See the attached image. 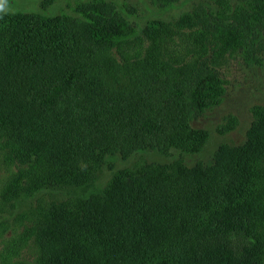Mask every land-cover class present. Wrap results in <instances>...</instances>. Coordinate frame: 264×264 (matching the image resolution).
Segmentation results:
<instances>
[{"label": "trees", "instance_id": "1", "mask_svg": "<svg viewBox=\"0 0 264 264\" xmlns=\"http://www.w3.org/2000/svg\"><path fill=\"white\" fill-rule=\"evenodd\" d=\"M73 10L81 23L0 14V154L17 167L2 201L20 203L44 179L73 187L6 242L4 264L33 237L40 264H263L264 119L245 146H219L207 163L142 165L104 185L101 168L132 152L201 151L209 133L192 120L221 104L226 86L147 58L146 36L121 16L82 1ZM217 16L251 32L264 2H227ZM202 29L218 53L247 47L238 25Z\"/></svg>", "mask_w": 264, "mask_h": 264}, {"label": "rangeland", "instance_id": "2", "mask_svg": "<svg viewBox=\"0 0 264 264\" xmlns=\"http://www.w3.org/2000/svg\"><path fill=\"white\" fill-rule=\"evenodd\" d=\"M79 1L98 5L110 15L127 20L138 33L146 36L147 58L168 62L174 69L182 68L188 78L207 71L216 73L226 86L223 102L197 114L192 120L193 127L209 133L201 151L183 152L172 148L163 153L146 148L132 152L119 157L111 166L105 164L101 168L99 177L104 185L122 170L147 164L174 166L177 162L193 166L212 160L219 146H245L248 143L256 119H264V21L249 32L243 20L217 16L227 2L233 8L240 0H170L169 4L164 0H0V14L23 12L54 17L67 13L81 23L79 14L73 10ZM185 15L190 18L183 24L181 18ZM220 24H235L248 31L245 36L247 47L236 52L218 53L202 28L214 33ZM119 62L123 67V62ZM125 85L121 82V86ZM258 160L264 183V158ZM16 170L17 167L7 163L0 154V264H4L3 258H8L3 252L6 242L26 227L36 225L38 216L35 212L43 208L40 206L59 202L73 193L72 186L51 185L44 179L40 182L42 187L29 198L15 205L3 202L2 191L9 174ZM5 264H40V249L35 237Z\"/></svg>", "mask_w": 264, "mask_h": 264}]
</instances>
